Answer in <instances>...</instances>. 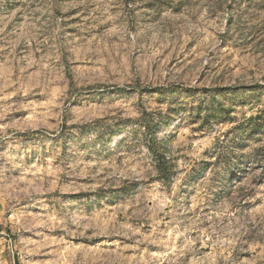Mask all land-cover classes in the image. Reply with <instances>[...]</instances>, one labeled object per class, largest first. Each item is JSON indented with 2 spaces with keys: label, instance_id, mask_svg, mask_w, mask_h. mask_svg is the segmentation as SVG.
Returning a JSON list of instances; mask_svg holds the SVG:
<instances>
[{
  "label": "rangeland",
  "instance_id": "rangeland-1",
  "mask_svg": "<svg viewBox=\"0 0 264 264\" xmlns=\"http://www.w3.org/2000/svg\"><path fill=\"white\" fill-rule=\"evenodd\" d=\"M0 264H264V0H0Z\"/></svg>",
  "mask_w": 264,
  "mask_h": 264
}]
</instances>
